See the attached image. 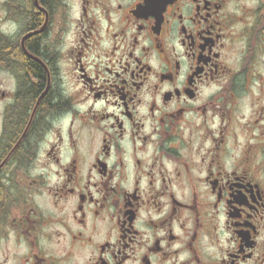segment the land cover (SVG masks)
Listing matches in <instances>:
<instances>
[{"label": "flooded vegetation", "instance_id": "obj_1", "mask_svg": "<svg viewBox=\"0 0 264 264\" xmlns=\"http://www.w3.org/2000/svg\"><path fill=\"white\" fill-rule=\"evenodd\" d=\"M0 264H264V0H0Z\"/></svg>", "mask_w": 264, "mask_h": 264}, {"label": "trees", "instance_id": "obj_2", "mask_svg": "<svg viewBox=\"0 0 264 264\" xmlns=\"http://www.w3.org/2000/svg\"><path fill=\"white\" fill-rule=\"evenodd\" d=\"M34 45V48L37 50L36 48V43L33 44ZM35 51V50H34ZM37 52V51H36ZM11 56H14V57H17V58H21L22 57L20 56V54L18 53V50L17 49H9V48H4L3 49V55L2 57L4 59H9ZM31 65H32V71L36 74V75H40V76H43V72L41 70V68L35 64L34 62L31 61ZM43 88V84L40 85L39 88H37V90L35 91V95L40 92V90ZM42 92V91H41ZM45 101V100H44Z\"/></svg>", "mask_w": 264, "mask_h": 264}]
</instances>
